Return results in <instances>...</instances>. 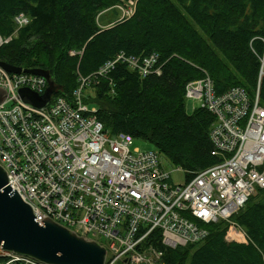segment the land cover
Here are the masks:
<instances>
[{
    "label": "built area",
    "instance_id": "built-area-1",
    "mask_svg": "<svg viewBox=\"0 0 264 264\" xmlns=\"http://www.w3.org/2000/svg\"><path fill=\"white\" fill-rule=\"evenodd\" d=\"M127 2L128 8L120 6V20L136 12L137 2ZM16 22L20 28L29 18L21 13ZM11 38L0 34V46ZM118 61L128 62L143 77L161 74L158 53L144 58L121 53L95 73L80 75L71 100L55 93L46 106L38 107L23 100L19 90L43 94L48 80L0 65V86L8 91L0 104V163L12 188L41 224L48 216L104 245L105 264H165L166 249L205 240V224L220 220L229 223L228 241L245 242L247 233L233 216L264 188L260 81L254 97L240 86L217 93L207 71L187 83L186 99L215 116L212 153L223 160L178 184L158 150H133L134 137L124 132L107 135L97 108L84 101L86 87ZM0 257L5 258L0 264H47L1 248Z\"/></svg>",
    "mask_w": 264,
    "mask_h": 264
},
{
    "label": "trees",
    "instance_id": "trees-1",
    "mask_svg": "<svg viewBox=\"0 0 264 264\" xmlns=\"http://www.w3.org/2000/svg\"><path fill=\"white\" fill-rule=\"evenodd\" d=\"M129 0H0V60L48 70L56 96L72 99L79 76H89L121 53L144 58L158 53L161 74L142 76L128 62L86 87L111 135L147 140L186 179L223 160L213 155L214 114L186 108V85L207 71L217 93L240 86L255 96L260 81L264 105V0H135V14L111 26L100 24L105 9ZM21 13L29 22L18 28ZM74 52V53H73ZM247 233L228 241L225 220L205 224L209 236L165 250V264H264V188L233 216ZM0 257V261L4 260Z\"/></svg>",
    "mask_w": 264,
    "mask_h": 264
},
{
    "label": "water",
    "instance_id": "water-1",
    "mask_svg": "<svg viewBox=\"0 0 264 264\" xmlns=\"http://www.w3.org/2000/svg\"><path fill=\"white\" fill-rule=\"evenodd\" d=\"M0 65L12 73L41 75L48 80L43 94L26 87L19 90L23 100L35 106H46L59 89L46 69L23 68L1 60ZM263 72L262 68L261 74ZM7 93L0 86V104ZM10 183L8 171L0 163V248L3 251L27 255L47 264H105L107 249L104 245L48 216L41 224L32 207Z\"/></svg>",
    "mask_w": 264,
    "mask_h": 264
},
{
    "label": "rangeland",
    "instance_id": "rangeland-1",
    "mask_svg": "<svg viewBox=\"0 0 264 264\" xmlns=\"http://www.w3.org/2000/svg\"><path fill=\"white\" fill-rule=\"evenodd\" d=\"M128 5H129L128 2H124L123 4H117L115 7L105 9L102 12V15L100 17V24L104 26H111L115 22L119 21L122 18L123 12H124V10L121 9L120 6L128 8ZM87 91L88 89H86L85 91V96H86ZM8 106H10V104ZM198 106H199L198 102L192 99H186V108L189 113H192L194 108ZM89 107L93 109L95 106L93 103H90ZM105 133L107 135L110 134L108 131H105ZM135 148H140L141 151H145V150H153L155 149V146L153 143L147 140L140 139V138H134L132 149L134 150ZM160 155H161L163 166L172 173V180L178 184L184 183L186 180L185 172L179 171L177 169L178 167L175 166L165 154L161 153Z\"/></svg>",
    "mask_w": 264,
    "mask_h": 264
},
{
    "label": "bare ground",
    "instance_id": "bare-ground-1",
    "mask_svg": "<svg viewBox=\"0 0 264 264\" xmlns=\"http://www.w3.org/2000/svg\"><path fill=\"white\" fill-rule=\"evenodd\" d=\"M51 101V100H50ZM232 234H230V236H231Z\"/></svg>",
    "mask_w": 264,
    "mask_h": 264
}]
</instances>
